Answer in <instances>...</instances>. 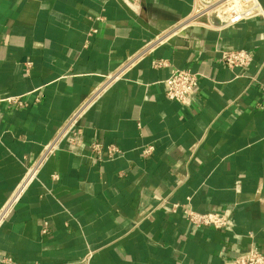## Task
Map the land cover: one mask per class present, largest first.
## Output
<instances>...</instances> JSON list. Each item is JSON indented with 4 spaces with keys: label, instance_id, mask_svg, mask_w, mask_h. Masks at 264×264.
<instances>
[{
    "label": "crops",
    "instance_id": "0c3cea01",
    "mask_svg": "<svg viewBox=\"0 0 264 264\" xmlns=\"http://www.w3.org/2000/svg\"><path fill=\"white\" fill-rule=\"evenodd\" d=\"M193 3L131 0L149 30L117 0H0V209L102 76ZM175 36L87 110L80 142L63 141L41 166L0 225V264H82L89 252V264H229L264 250V17ZM234 49L251 53L246 68L220 62ZM158 58L166 64L152 66ZM173 68L199 74L187 104L165 95ZM92 140L120 153L98 159ZM187 198L229 214V226L171 211Z\"/></svg>",
    "mask_w": 264,
    "mask_h": 264
},
{
    "label": "built area",
    "instance_id": "2783aa9c",
    "mask_svg": "<svg viewBox=\"0 0 264 264\" xmlns=\"http://www.w3.org/2000/svg\"><path fill=\"white\" fill-rule=\"evenodd\" d=\"M256 17H264V8L258 0H194L190 12L179 21L161 30L135 52L129 54L114 70L104 74L101 81L95 85L83 98L80 104L71 112L61 126L54 132L53 136L42 145L36 158L30 166L21 182L15 187L11 195L0 209V225L5 220L19 196L36 176L38 170L46 162L48 157L60 148L63 141H68L72 145L80 142V129L78 122L87 110L110 89L115 82L125 77L126 73L133 68L144 57L149 56L158 46L167 42L180 31L195 25L213 26L223 28L241 21ZM215 21V23H213ZM220 62L229 68H246L252 61L251 53L246 49L224 50L220 53ZM152 66H164L165 60L153 59ZM198 73L189 68H173L164 79L165 95L168 99L187 104L197 86ZM262 97H264V85L261 86ZM8 101L14 98H7ZM90 152L98 159H112L120 153L114 144H103L97 140L89 143ZM152 144L141 148L144 156L153 151ZM55 177V176H54ZM184 203H172L171 211L180 210L188 223L195 227L210 226L215 229H226L230 224V216L224 212L207 211L198 212L189 205V198ZM91 253H87L82 259V264H89ZM229 264H264V250L256 246H251L247 250L240 252Z\"/></svg>",
    "mask_w": 264,
    "mask_h": 264
},
{
    "label": "water",
    "instance_id": "95a60500",
    "mask_svg": "<svg viewBox=\"0 0 264 264\" xmlns=\"http://www.w3.org/2000/svg\"><path fill=\"white\" fill-rule=\"evenodd\" d=\"M119 4L126 10V12L142 27L146 29H150V26L145 22L142 18L138 16V14L135 12L133 8L129 6L131 0H117ZM160 30H156L153 34H158ZM176 36H172L167 40V43L172 44L176 40Z\"/></svg>",
    "mask_w": 264,
    "mask_h": 264
}]
</instances>
